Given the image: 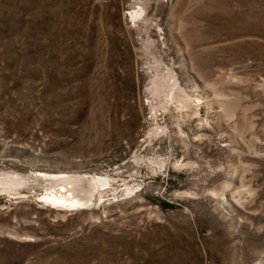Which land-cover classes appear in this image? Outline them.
Returning a JSON list of instances; mask_svg holds the SVG:
<instances>
[{
  "label": "rangeland",
  "instance_id": "1",
  "mask_svg": "<svg viewBox=\"0 0 264 264\" xmlns=\"http://www.w3.org/2000/svg\"><path fill=\"white\" fill-rule=\"evenodd\" d=\"M0 264H264V0H0Z\"/></svg>",
  "mask_w": 264,
  "mask_h": 264
},
{
  "label": "bare ground",
  "instance_id": "2",
  "mask_svg": "<svg viewBox=\"0 0 264 264\" xmlns=\"http://www.w3.org/2000/svg\"><path fill=\"white\" fill-rule=\"evenodd\" d=\"M46 177H50L54 180H67L70 178V176L68 175H55V176H46ZM79 181V180H78ZM102 180H90L89 178L85 177L81 180V182H84L86 185L89 186V188L87 190H84V191H87L88 192V195H86L85 197H78V196H75L73 193H68L67 195H65L66 193L63 194V191H60L61 194L55 192V193H52L48 198L47 200L50 202V203H56V204H61V205H65V206H70V207H75L77 205H85L87 203H92L95 199V196H96V189L95 188H91V186L93 187L96 182H99V184L101 183ZM102 183H106V182H102ZM101 185V184H100ZM68 188V187H67ZM69 189H66L65 192H68Z\"/></svg>",
  "mask_w": 264,
  "mask_h": 264
}]
</instances>
